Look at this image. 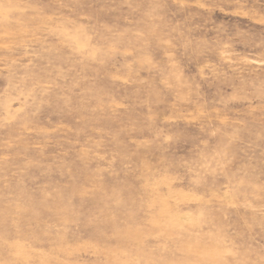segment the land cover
I'll return each mask as SVG.
<instances>
[{"label":"rangeland","instance_id":"obj_1","mask_svg":"<svg viewBox=\"0 0 264 264\" xmlns=\"http://www.w3.org/2000/svg\"><path fill=\"white\" fill-rule=\"evenodd\" d=\"M0 264H264V0H0Z\"/></svg>","mask_w":264,"mask_h":264}]
</instances>
